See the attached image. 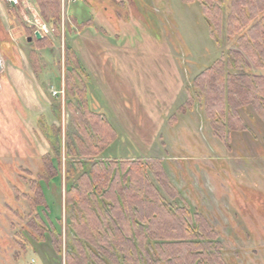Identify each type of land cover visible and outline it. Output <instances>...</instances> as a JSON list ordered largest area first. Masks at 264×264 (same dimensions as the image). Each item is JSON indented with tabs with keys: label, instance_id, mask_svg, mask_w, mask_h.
Returning a JSON list of instances; mask_svg holds the SVG:
<instances>
[{
	"label": "rangeland",
	"instance_id": "1",
	"mask_svg": "<svg viewBox=\"0 0 264 264\" xmlns=\"http://www.w3.org/2000/svg\"><path fill=\"white\" fill-rule=\"evenodd\" d=\"M59 14L54 32L34 0H0V264H65L64 132L73 123L66 105L76 104L77 85L117 132L88 165L159 159L178 196L151 181L192 220L205 218L223 261L264 264V124L251 106L241 109L248 130L225 141L213 133L202 102L187 103L193 77L233 48L225 28L216 42L199 0H59ZM43 26L49 41L37 44L32 31ZM67 48L81 54L86 81L66 63ZM50 143H60L62 166L51 185L42 183L46 214L39 215L60 232V255L47 234L37 242L25 227L30 214L44 211L29 202V180L43 171Z\"/></svg>",
	"mask_w": 264,
	"mask_h": 264
},
{
	"label": "trees",
	"instance_id": "2",
	"mask_svg": "<svg viewBox=\"0 0 264 264\" xmlns=\"http://www.w3.org/2000/svg\"><path fill=\"white\" fill-rule=\"evenodd\" d=\"M34 1L50 29L60 30L59 0ZM199 1L210 36L220 43L224 27L233 48L193 77L195 91H189L187 103L190 107L192 101H201L213 133L227 141L230 132L248 130L241 109L251 106L264 124V74L251 70L264 69V0ZM34 31L37 44L49 41L43 32L37 39ZM66 63L87 80L88 73L71 48H67ZM228 68L241 72L232 74ZM85 87L77 85L76 104L70 100L66 105L74 119L64 132V199L69 227L65 264H227L217 235L205 218L196 214L192 220L184 207L173 206L160 192L159 188L171 199L178 196L159 159L143 163L97 160L88 165V159L101 155L117 132L104 113L91 110ZM54 130L57 135L59 128L54 126ZM56 140L61 138L56 136ZM59 144L57 148L49 144L50 150L41 156L43 171L29 180L33 192L29 202L33 208L43 205L44 211L30 214L25 227L37 242L47 234L60 255V232L39 215L46 214L42 183L51 185L61 172Z\"/></svg>",
	"mask_w": 264,
	"mask_h": 264
},
{
	"label": "crops",
	"instance_id": "3",
	"mask_svg": "<svg viewBox=\"0 0 264 264\" xmlns=\"http://www.w3.org/2000/svg\"><path fill=\"white\" fill-rule=\"evenodd\" d=\"M85 31V32H84ZM106 32V31H105ZM81 34H85V33H87V31H86V29L84 28H82L81 29V32H80ZM107 33V32H106ZM80 34V35H81ZM78 50V49H77ZM78 53H77V55H78V57H79V59H80V61L82 62V59H81V54L79 53V51H77ZM83 64V63H82ZM84 66V65H83ZM85 70L87 71V69L85 68ZM88 72V74H90V72L89 71H87ZM91 75V74H90ZM90 80V79H89ZM88 80V81H89ZM20 83H21V86H24V83H22V80H20Z\"/></svg>",
	"mask_w": 264,
	"mask_h": 264
},
{
	"label": "built area",
	"instance_id": "4",
	"mask_svg": "<svg viewBox=\"0 0 264 264\" xmlns=\"http://www.w3.org/2000/svg\"><path fill=\"white\" fill-rule=\"evenodd\" d=\"M6 1H7L10 5H13V6L17 5L18 2H19V0H6ZM37 27H38V26H37ZM41 29H42V31H43L44 33H48L47 28H45L44 26L41 27Z\"/></svg>",
	"mask_w": 264,
	"mask_h": 264
},
{
	"label": "water",
	"instance_id": "5",
	"mask_svg": "<svg viewBox=\"0 0 264 264\" xmlns=\"http://www.w3.org/2000/svg\"><path fill=\"white\" fill-rule=\"evenodd\" d=\"M35 37L37 38V39H39L41 36H40V33L38 32V31H35ZM29 40H30V38H29ZM0 70H1V57H0Z\"/></svg>",
	"mask_w": 264,
	"mask_h": 264
}]
</instances>
